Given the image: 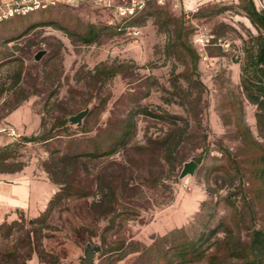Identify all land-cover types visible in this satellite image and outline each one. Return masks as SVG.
I'll return each instance as SVG.
<instances>
[{"label": "rangeland", "instance_id": "obj_1", "mask_svg": "<svg viewBox=\"0 0 264 264\" xmlns=\"http://www.w3.org/2000/svg\"><path fill=\"white\" fill-rule=\"evenodd\" d=\"M16 1L0 0V15ZM253 1L264 10V0ZM55 2L0 21V147L19 142L17 158L26 165L0 172V203L23 181L38 200L0 216V224L18 221L21 251L25 233L40 230L39 253L27 264H85L88 244L100 247L93 264H156L159 253L149 249L166 251L170 241L161 239L170 234L204 240L219 228L209 245L225 227L243 241L264 228V125L241 83L246 51L260 34L247 17L248 0ZM90 24L103 32L86 45L78 35ZM180 36L197 52L195 69L174 45ZM103 64L123 68L110 80L94 76ZM86 108L82 125L69 123ZM144 108L153 114L139 113ZM130 113L136 134L129 146L81 157L73 169L86 194L64 196L48 211L65 179L60 170L47 171L56 162L51 156L91 151ZM167 113L178 117L176 125ZM173 130L178 144L168 165L160 141ZM41 132L57 136L20 142ZM149 138L157 144L150 147ZM192 160L196 171L181 178ZM107 185L115 195L100 200Z\"/></svg>", "mask_w": 264, "mask_h": 264}, {"label": "trees", "instance_id": "obj_2", "mask_svg": "<svg viewBox=\"0 0 264 264\" xmlns=\"http://www.w3.org/2000/svg\"><path fill=\"white\" fill-rule=\"evenodd\" d=\"M246 12L248 19L260 34L255 46L251 50L246 51V59L241 67V83L246 98L259 110L257 113L258 124L264 125V10H258L254 1L248 0ZM107 28L110 29L112 27ZM102 32V28L90 24L84 33L78 35V38L83 44L90 45L99 40ZM170 37H172L171 34ZM174 43L182 54L190 56L193 68H197L198 55L192 44L182 39L181 36ZM122 68V65L103 64L94 69V76H102L103 79L110 80L121 72ZM141 110L143 111H139V113L153 114L146 108ZM165 116L172 124L176 125V119H178L176 115H168L167 113ZM61 123L66 125L68 120L63 119ZM135 134V115L130 113L119 121L117 132L111 133L104 141H98L91 151H80L73 155H69L67 152L59 153L58 159H55V156L52 155L53 162H56L52 163L51 166H47V171L60 170L65 179L60 183L62 185L60 191L50 201L48 211L57 201L60 202L64 196H83L86 194L84 187L75 178L73 169L81 157L100 158L114 155L120 150L127 148ZM242 134V141L247 144L250 141L249 132H243ZM56 136L48 132H41L30 137H21L20 142H44L53 140ZM178 136L177 131L173 130L168 134V139L165 138L160 141V145L164 149L163 159L168 165L172 164L171 156L178 144ZM71 142H74V140H71ZM151 143L157 144V141L149 138L148 145L150 147ZM18 144L19 142L0 147V172H19L26 166L25 162L17 158L18 153L15 146ZM261 170L264 173V167ZM99 191L100 200L115 195L114 189L108 185L105 188H100ZM39 221L45 222L46 217L43 216L41 220H33L32 223ZM17 222L15 221L14 224L3 222L0 224V264H27L34 252L39 253L40 235L38 231L40 230H28L25 233L27 238L26 247L21 251L18 239L22 232L16 228ZM218 231H220L219 228H215L210 231V234L215 235ZM222 232L224 235L216 237L209 245H206L208 241L205 240H210V234L204 240L202 237L193 239L185 234H170L161 239V242L164 240L170 241L169 248L166 251L161 249L154 250L156 245L150 247L149 251H158L159 258L156 264H194L202 261L207 264H264V228L253 229L247 241L241 239L240 232L234 234L233 229L229 227H225ZM4 240H7V242L3 243Z\"/></svg>", "mask_w": 264, "mask_h": 264}, {"label": "crops", "instance_id": "obj_3", "mask_svg": "<svg viewBox=\"0 0 264 264\" xmlns=\"http://www.w3.org/2000/svg\"><path fill=\"white\" fill-rule=\"evenodd\" d=\"M13 195L12 198L2 199L8 200L7 204L1 205L0 203V216L6 217L8 213L15 211L17 209H26L31 207V204H36L38 202L37 198H33L32 187L29 182L23 181L20 185H12Z\"/></svg>", "mask_w": 264, "mask_h": 264}, {"label": "water", "instance_id": "obj_4", "mask_svg": "<svg viewBox=\"0 0 264 264\" xmlns=\"http://www.w3.org/2000/svg\"><path fill=\"white\" fill-rule=\"evenodd\" d=\"M43 54H44V52L38 53L35 57L36 60H39ZM88 111H89V109L86 108L83 111H80L79 113H77L76 115L71 116L69 118V123L72 125L76 124L78 126L82 125L83 119L87 115ZM197 167H198V163L196 161L192 160V161L186 162L184 164L182 171H181L180 177L183 178L187 175H193L194 172L196 171ZM99 251H100V247L92 246L91 244H88V246L84 252V258H83L84 263L85 264H93L94 263V256Z\"/></svg>", "mask_w": 264, "mask_h": 264}, {"label": "built area", "instance_id": "obj_5", "mask_svg": "<svg viewBox=\"0 0 264 264\" xmlns=\"http://www.w3.org/2000/svg\"><path fill=\"white\" fill-rule=\"evenodd\" d=\"M64 1L67 4L75 5L79 3L80 0H64ZM55 3H56L55 0H19L15 2L14 7H11L8 12H6L3 15H0V21L3 18L7 19L9 16L26 15L29 12L37 10L39 8L45 9L49 6L55 5Z\"/></svg>", "mask_w": 264, "mask_h": 264}]
</instances>
